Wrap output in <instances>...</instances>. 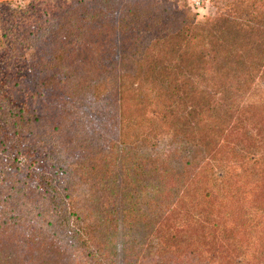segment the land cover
<instances>
[{
    "label": "trees",
    "instance_id": "16d2710c",
    "mask_svg": "<svg viewBox=\"0 0 264 264\" xmlns=\"http://www.w3.org/2000/svg\"><path fill=\"white\" fill-rule=\"evenodd\" d=\"M65 2L17 4L0 33V264H103L72 189L145 174L165 264H264V0L202 20L171 0ZM88 203L116 226L112 199Z\"/></svg>",
    "mask_w": 264,
    "mask_h": 264
},
{
    "label": "rangeland",
    "instance_id": "374dc122",
    "mask_svg": "<svg viewBox=\"0 0 264 264\" xmlns=\"http://www.w3.org/2000/svg\"><path fill=\"white\" fill-rule=\"evenodd\" d=\"M171 1H176L179 5H185L188 12L194 15L196 20H202L207 15L221 11L230 12L235 17L242 14L241 3L243 0H237L232 3L225 2L223 4H216L211 2V0ZM29 2L34 7L35 13L39 14L56 9L59 5L61 6L66 3L65 0H0V33L5 31V27H11V21L13 19L12 11L15 10V5H24ZM3 53L4 51L0 50V58H2ZM16 60L17 58L14 59L15 63ZM20 67L23 68L21 65ZM83 136L82 134L80 138ZM194 165H198L197 161L196 163L191 162V165L189 164L187 166L188 172H191ZM154 174L153 171H150L151 176H154ZM142 178L143 181L135 185H123L121 183V185H91L88 188L79 186L76 190L72 189V194L78 202L79 212L87 219L86 228L91 231L89 232L90 234H86L88 243H90L89 245L93 242L100 243V246L102 245L100 252H102L101 258L103 264H150L151 262H156L155 264L162 262V264H165L164 256L158 258L153 252V247L159 242L155 235V226L153 224L157 214L150 210L152 205H157V209L161 211L165 205L162 200L157 198V191L150 185L149 176L145 174ZM250 186L253 185H244V190L248 193ZM258 186L259 189L261 188V192H259V196L257 197L260 202L250 201L255 202L257 205V212L260 209L259 207H261L259 204L264 205V185ZM102 189H106V192L110 193L104 195ZM164 191L161 190L158 194L163 195ZM247 196L248 194H245L244 200H247ZM110 199H112V208L114 209V216L116 217L115 227L103 226L104 223L100 222L96 216L87 213V207L90 205L88 201H102L104 206L111 208V204H108ZM133 206L136 207L134 208L135 210L140 208L143 212L141 214H135V218L130 221L128 218L129 215L126 214L125 210H132ZM261 220L262 218L257 221ZM92 235L97 238L93 242H91ZM164 243L168 244L169 241L165 240ZM77 256L81 258L80 260L84 264H94L92 262V256L85 251L83 254L81 252L77 253ZM188 262L190 264V260ZM95 264L101 263L95 261ZM191 264L196 263L191 262Z\"/></svg>",
    "mask_w": 264,
    "mask_h": 264
}]
</instances>
